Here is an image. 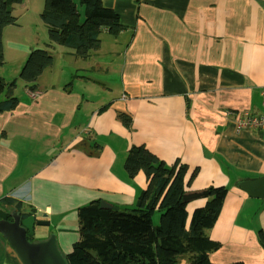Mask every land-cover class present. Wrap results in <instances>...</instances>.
<instances>
[{"label":"crops","instance_id":"1","mask_svg":"<svg viewBox=\"0 0 264 264\" xmlns=\"http://www.w3.org/2000/svg\"><path fill=\"white\" fill-rule=\"evenodd\" d=\"M101 3L123 30L102 31L99 49L86 60L47 47L48 39L17 43L19 34L11 31L8 61V27L3 30L0 81H16L18 102L0 113V211H41L53 227H38L40 237L54 235L66 256L79 239V207L103 201L126 212L134 206L147 180L143 172L128 178L124 162L131 147H143L167 166L186 167V191L227 189L208 231L220 244L210 263L264 264L257 238L264 233V199L240 188L264 178V131L235 125L240 112H262L264 0ZM11 26H19L17 18ZM34 49L59 60L52 58L30 90L17 77ZM206 202L205 196L190 201L188 218ZM177 260L187 264L189 255ZM0 264H22L1 233Z\"/></svg>","mask_w":264,"mask_h":264},{"label":"trees","instance_id":"2","mask_svg":"<svg viewBox=\"0 0 264 264\" xmlns=\"http://www.w3.org/2000/svg\"><path fill=\"white\" fill-rule=\"evenodd\" d=\"M21 1L0 0V68L4 65L3 30L15 25L12 5ZM40 20L47 30V47L70 49L81 60L99 49L102 31L117 36L123 30L118 16L103 7L101 0H44ZM52 58L47 49L32 50L18 78L33 90L40 74L52 65ZM14 87L15 80L0 81V113L16 107ZM123 123L128 125L126 119ZM124 170L128 178L143 172L146 188L126 212L100 208L96 203L79 207V239L64 256L66 263L179 264L177 256L188 254L187 264H212L208 256L218 250L220 244L209 237L208 231L219 216L227 189L209 188L205 206L194 209L189 219L186 206L201 197V192L186 191L185 166H167L143 147H131ZM156 212H160L159 223L153 226ZM257 238L264 251V233L259 231Z\"/></svg>","mask_w":264,"mask_h":264},{"label":"water","instance_id":"3","mask_svg":"<svg viewBox=\"0 0 264 264\" xmlns=\"http://www.w3.org/2000/svg\"><path fill=\"white\" fill-rule=\"evenodd\" d=\"M241 190L251 198L264 199V178L257 180L243 181L240 184ZM209 190L201 192V196H207ZM100 208H112L101 201ZM17 218L0 211V233L6 239L10 247L15 251L22 264H67L64 256L58 250L56 238L50 235L47 239L39 242H31L36 227H47L48 221L41 211L35 214H28L25 217ZM13 221H7L8 219Z\"/></svg>","mask_w":264,"mask_h":264},{"label":"rangeland","instance_id":"4","mask_svg":"<svg viewBox=\"0 0 264 264\" xmlns=\"http://www.w3.org/2000/svg\"><path fill=\"white\" fill-rule=\"evenodd\" d=\"M43 6H44V0H22L18 4L12 5V8H13L12 14L17 18V23L19 24V26H17V27L8 26V29H6V31L4 33L6 58L8 59V61H9V58H12V56H10L7 53L8 48H7L6 41L8 40V38H11V37H8L9 35H11V31L19 34V36L16 38L15 41H18L17 43H20V44H22V43L24 44L26 42L25 39H27V40L32 39L33 41L39 40L41 43L40 45H42L43 41H45V40L47 41L46 28L40 20V13L43 10ZM27 42L29 45L32 44L31 41H27ZM56 60H59V59H56ZM56 60L53 57V63L56 62ZM12 65H13V62H12ZM10 66H11V62L6 64L5 67H3L2 70H3L5 75L10 73L9 72ZM47 79H49V76L46 77V81H50ZM18 80H20V79L17 77V81ZM57 80H58V82H60L59 78ZM58 82L56 80L53 81V83H56V84H58ZM15 84H16V81H15ZM260 102H261V97H260ZM190 217H189V219H190ZM159 218H160V212H156L154 214V217L152 220L153 226L158 225ZM55 221H56L55 218H51L52 224H54ZM52 227L53 226H49V227L47 226L45 228L52 230ZM37 228L38 227H36V232L34 234V237L31 239V242H39L42 240V238L39 235L40 232L37 231Z\"/></svg>","mask_w":264,"mask_h":264},{"label":"built area","instance_id":"5","mask_svg":"<svg viewBox=\"0 0 264 264\" xmlns=\"http://www.w3.org/2000/svg\"><path fill=\"white\" fill-rule=\"evenodd\" d=\"M261 108L260 114L240 112L235 116L236 130L258 129L264 131V86L260 88Z\"/></svg>","mask_w":264,"mask_h":264},{"label":"flooded vegetation","instance_id":"6","mask_svg":"<svg viewBox=\"0 0 264 264\" xmlns=\"http://www.w3.org/2000/svg\"><path fill=\"white\" fill-rule=\"evenodd\" d=\"M13 217H15V218H17L18 216L17 215H15V216H13ZM7 221H13V219L11 220V218L10 219H8Z\"/></svg>","mask_w":264,"mask_h":264}]
</instances>
